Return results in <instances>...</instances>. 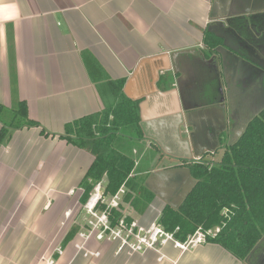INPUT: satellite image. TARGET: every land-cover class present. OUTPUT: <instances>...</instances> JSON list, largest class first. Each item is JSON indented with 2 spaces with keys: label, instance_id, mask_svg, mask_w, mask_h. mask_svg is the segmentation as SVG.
<instances>
[{
  "label": "crops",
  "instance_id": "obj_1",
  "mask_svg": "<svg viewBox=\"0 0 264 264\" xmlns=\"http://www.w3.org/2000/svg\"><path fill=\"white\" fill-rule=\"evenodd\" d=\"M205 33L225 45L210 51ZM83 52L101 68V81H123V95L139 103L142 138L115 143L134 161L130 177L147 175L143 185L154 197L142 214L123 200L118 211L147 227L169 206L173 177L187 186L183 174L166 172L217 163V152L257 114L241 126L224 122L210 150L198 139L201 120L213 118L214 135L225 100L239 104L262 91L264 0H0V104L24 102L39 124L11 130L0 145V264H264V234L243 260L212 241L185 251L168 241L157 252L127 255L115 241L80 236L88 234L81 183L93 156L59 136L65 124L113 103L104 83L91 81ZM242 66L249 71L241 74ZM213 94L223 101H206L207 115L188 117L198 98Z\"/></svg>",
  "mask_w": 264,
  "mask_h": 264
},
{
  "label": "trees",
  "instance_id": "obj_2",
  "mask_svg": "<svg viewBox=\"0 0 264 264\" xmlns=\"http://www.w3.org/2000/svg\"><path fill=\"white\" fill-rule=\"evenodd\" d=\"M203 44L213 51L224 46L225 42L216 34L205 33ZM82 61L91 81L104 83L113 103L101 114L65 124L64 134L59 136L93 156L81 183V203L86 202L97 183L105 180V196H114L124 188L123 202L142 214L154 195L143 181L130 177L134 161L115 143L118 136L142 138L139 103L123 95V81H101L98 77L101 68L88 53H82ZM5 111L0 104V145L13 129L39 127L37 122L28 119L24 102L13 103L3 121ZM40 133L48 135L43 129ZM187 169L196 184L177 208L163 207L159 225L167 233H174L177 228L173 237L180 242H184L197 228L218 226L220 231L207 241L220 245L240 260L245 259L264 234V109L247 123L236 141L224 148L217 163L199 160L188 164ZM225 210L230 212L228 217H224ZM121 218L120 211L112 210L111 226L114 227ZM125 220L127 223L131 221ZM75 233L76 230L71 229L66 234L62 248Z\"/></svg>",
  "mask_w": 264,
  "mask_h": 264
},
{
  "label": "built area",
  "instance_id": "obj_3",
  "mask_svg": "<svg viewBox=\"0 0 264 264\" xmlns=\"http://www.w3.org/2000/svg\"><path fill=\"white\" fill-rule=\"evenodd\" d=\"M124 193L121 188L114 196L106 198L103 194L101 182L97 183L90 192L86 202L82 205L83 210L88 215L87 226L89 231L86 236L84 234H80V236L88 238L92 235L98 241L118 242L119 250L124 249L128 255H132L148 250L157 252V249L168 241H171L174 247L185 251L188 248L204 243L207 238H214L220 231L219 227L214 231H203L201 228H197L193 235L188 236L184 242H180L173 237L177 230L174 233H167L158 223H153L149 227L143 228L135 221L127 223L126 217L122 216L118 223L112 227L110 224L111 211L119 210L121 197H123L122 194ZM97 255L96 253L92 256Z\"/></svg>",
  "mask_w": 264,
  "mask_h": 264
},
{
  "label": "rangeland",
  "instance_id": "obj_4",
  "mask_svg": "<svg viewBox=\"0 0 264 264\" xmlns=\"http://www.w3.org/2000/svg\"><path fill=\"white\" fill-rule=\"evenodd\" d=\"M216 66V65H215ZM214 86V85H213ZM262 87H264V83H263V85H262ZM209 90H210V88H209ZM212 97H214V98H211L210 97V99H208V100H203V99H201V98H198L196 101H197V105L198 106H195V108L193 109V112L188 116L189 118H193V117H196V118H200L201 116H203V115H207L209 112H208V110L205 108V106L204 105H207V104H205L206 103V101H208V102H210V103H213V102H222L223 100L221 99V98H218V96L217 95H212ZM238 101L239 100H236L235 102H231V103H229L227 100H225V102H224V105H226V109H227V111H226V114H225V110H224V108H223V110L222 109H220V108H218L217 107V109H216V114H215V121H216V123H217V125L219 124V123H221L222 124V119H223V117L225 118V123H226V121L228 122V123H231L233 126H241L242 125V123H241V120L239 119V118H242V121H245L244 123H246V122H248L256 113H258L261 109H263L264 108V104H260V105H257L256 107H254V106H252L250 103L248 104L247 103V101L248 100H246V99H241L240 100V102H239V104H238ZM250 102V101H249ZM227 103H229L228 104V106H227ZM5 115H3V121H5L6 120V116H7V114H8V112H9V110L10 109H7V108H5ZM211 114V113H210ZM223 115V116H222ZM212 119L213 118H211L210 120L209 119H205V120H201L200 122H199V135H198V139H204L205 140V142H203L204 144H205V146H203V144H202V142H200L201 144H202V146L204 147V148H206V149H208V147H209V141L211 142L212 141V143H213V145H216V143L218 142V138H217V136H214V135H212V132H211V124H212ZM239 119V120H238ZM235 121V122H234ZM224 123V122H223ZM206 138V139H205ZM228 139V138H227ZM227 141V140H226ZM223 149V148H222ZM222 149H220V151H218L217 152V154H218V156H215V158H213V160L215 161V162H217L219 159H220V157H221V155H222V152H223V150ZM208 150H210V149H208ZM127 151V150H126ZM131 151V150H130ZM148 153H150V152H148ZM138 154L137 153H135L134 154V157H136ZM147 156V155H146ZM145 156V157H146ZM149 156V155H148ZM132 157V156H131ZM147 158V157H146ZM145 158V159H146ZM178 160V159H177ZM213 161V162H214ZM138 164H136V166H137ZM134 170V169H133ZM133 173V172H132ZM134 174H136V172H134ZM146 176L147 175H142V177L141 176H135V180L137 179L138 181L139 180H141V181H143L144 182V178H146ZM154 182V181H153ZM101 184H102V186H103V183H102V181H101ZM104 187V186H103ZM123 190H124V192H126L125 191V189L124 188H122ZM122 195H124V194H122ZM122 198V197H121ZM122 203V202H121ZM121 206V205H120ZM120 206H119V208L118 209H120ZM81 209L83 210V206H81ZM84 211V210H83ZM85 212V211H84ZM225 213H224V217H228L229 215H230V212L229 211H224ZM88 216V215H87ZM160 216V215H159ZM88 221V220H87ZM87 221H86V225H85V229H84V232L85 231H89V228H88V226H87ZM132 221H134V220H132ZM136 222V221H135ZM137 223V222H136ZM153 223H155V224H157L158 223V218L154 221V222H152V224ZM138 224V223H137ZM159 224V223H158ZM139 226H142V225H140V224H138ZM151 225V224H150ZM149 225V226H150ZM149 226H147V227H149ZM143 228H147V227H145V226H142ZM216 228H218V226H213V227H209V228H207V229H203L202 228V230L203 231H207V230H210V231H214ZM175 230H177V228L175 229ZM175 230H174V232H175ZM195 233V232H194ZM193 233V234H194ZM192 234V235H193ZM191 236V235H190ZM118 243V242H117ZM128 255V254H127Z\"/></svg>",
  "mask_w": 264,
  "mask_h": 264
},
{
  "label": "flooded vegetation",
  "instance_id": "obj_5",
  "mask_svg": "<svg viewBox=\"0 0 264 264\" xmlns=\"http://www.w3.org/2000/svg\"><path fill=\"white\" fill-rule=\"evenodd\" d=\"M253 62H255V60H252ZM258 65H260L261 66V69H263V78H264V60H260L259 58L257 59V62H256ZM249 71V68H247V66H242L241 67V69H240V72H241V74L242 73H246V72H248ZM263 83H264V80H263ZM246 100H248L247 101V103L249 104H251L252 106H254V107H256L257 105H260V104H264V87L262 88V91H261V93H259L258 94V97H257V99H246ZM236 101V100H235ZM250 101V102H249ZM264 109V108H263ZM223 116V115H222ZM240 120H241V122H243L242 121V118H239ZM238 119V120H239ZM223 122H225L224 121V117H223V119H222V124L221 123H219L218 125H217V123H215V125H214V130H216V132H214V135H216L217 136V140H218V142L216 143L217 145H218V143H220V135L223 133V128H226L225 126H224V123ZM235 122V121H234ZM211 147H212V144H209V147H208V149H211ZM183 161H181V163H182ZM182 166H183V164H181ZM180 166V165H179ZM176 167H178V166H176ZM181 167V166H180ZM185 186H184V183L182 184V183H178V185L174 188V189H171L170 188V190H169V193H167L168 195H169V199H170V204H169V206H171V205H177L178 204V202H179V200H180V195H181V192L183 191V188H184ZM170 193H173V194H171L170 195ZM172 207V206H171Z\"/></svg>",
  "mask_w": 264,
  "mask_h": 264
},
{
  "label": "water",
  "instance_id": "obj_6",
  "mask_svg": "<svg viewBox=\"0 0 264 264\" xmlns=\"http://www.w3.org/2000/svg\"><path fill=\"white\" fill-rule=\"evenodd\" d=\"M184 158H187V159H190V157L189 156H186V157H184ZM167 174H173V176H175V175H184V179L186 180V181H188V183H187V186L184 188V190H183V193L180 195V200H179V202H178V204L177 205H171L172 206V208H177L181 203H182V201L186 198V196L189 194V192L191 191V189L194 187V185L196 184V181L190 176V173H189V170L188 169H174V170H172V171H168V172H166ZM157 177L158 176V174H155L154 175V177ZM152 180H148L147 181V186H148V188L151 190V191H153V189H152V186L150 185V182H151ZM180 182V178H178V176H175V177H173V179H172V182H171V184H170V187H172L171 189H174L177 185H178V183ZM155 194H157V195H160L161 196V194H158L157 192H155V191H153Z\"/></svg>",
  "mask_w": 264,
  "mask_h": 264
}]
</instances>
